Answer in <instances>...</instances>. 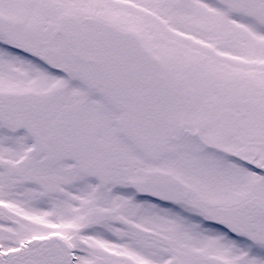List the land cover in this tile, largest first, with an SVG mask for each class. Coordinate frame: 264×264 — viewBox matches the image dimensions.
Listing matches in <instances>:
<instances>
[{"label": "snow or ice", "instance_id": "obj_1", "mask_svg": "<svg viewBox=\"0 0 264 264\" xmlns=\"http://www.w3.org/2000/svg\"><path fill=\"white\" fill-rule=\"evenodd\" d=\"M0 264H264V0H0Z\"/></svg>", "mask_w": 264, "mask_h": 264}]
</instances>
